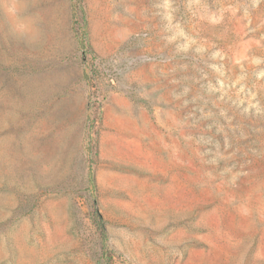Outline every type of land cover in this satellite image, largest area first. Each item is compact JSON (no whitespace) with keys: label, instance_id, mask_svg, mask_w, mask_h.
Instances as JSON below:
<instances>
[{"label":"rangeland","instance_id":"obj_1","mask_svg":"<svg viewBox=\"0 0 264 264\" xmlns=\"http://www.w3.org/2000/svg\"><path fill=\"white\" fill-rule=\"evenodd\" d=\"M0 264H264V0H0Z\"/></svg>","mask_w":264,"mask_h":264}]
</instances>
